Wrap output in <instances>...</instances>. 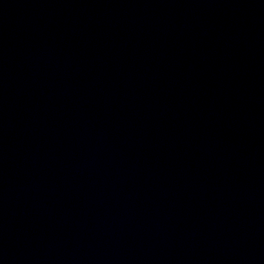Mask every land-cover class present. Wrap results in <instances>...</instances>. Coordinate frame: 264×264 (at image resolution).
<instances>
[{
	"label": "water",
	"instance_id": "obj_1",
	"mask_svg": "<svg viewBox=\"0 0 264 264\" xmlns=\"http://www.w3.org/2000/svg\"><path fill=\"white\" fill-rule=\"evenodd\" d=\"M0 264H264V0H0Z\"/></svg>",
	"mask_w": 264,
	"mask_h": 264
}]
</instances>
